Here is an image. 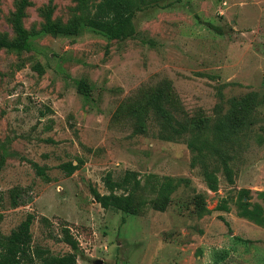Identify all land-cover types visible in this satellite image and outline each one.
Segmentation results:
<instances>
[{
	"label": "rangeland",
	"instance_id": "obj_1",
	"mask_svg": "<svg viewBox=\"0 0 264 264\" xmlns=\"http://www.w3.org/2000/svg\"><path fill=\"white\" fill-rule=\"evenodd\" d=\"M75 5L30 0L29 49H0V143L10 153L0 235L31 213L32 245L71 251L61 240L68 226L77 264H264V226L236 204L245 195L264 210V0H162L136 12L123 39L87 26L41 31L45 10L66 22ZM16 7L0 0V36L15 37ZM69 162L79 163L71 175L61 167ZM127 170L140 179L136 212L102 208L91 188L108 194L105 176L119 181ZM166 177L169 196L155 185Z\"/></svg>",
	"mask_w": 264,
	"mask_h": 264
},
{
	"label": "trees",
	"instance_id": "obj_2",
	"mask_svg": "<svg viewBox=\"0 0 264 264\" xmlns=\"http://www.w3.org/2000/svg\"><path fill=\"white\" fill-rule=\"evenodd\" d=\"M75 5V14L66 22L55 21L52 18L53 9L49 7L43 12V23L41 31L52 35H71L77 34L81 27L87 26L97 31L108 39H123L134 35L135 26L133 17L136 12L143 8L159 4L162 0H99L96 3H90L89 0H73ZM30 5V0H17V7L12 16L11 24L15 34L13 39H9L6 35L0 36V49L21 53L29 49V32L23 25V17L25 9ZM32 68L38 73L43 74L44 67L35 62ZM79 89L83 95L88 94V87L84 82H80ZM188 145L192 148L195 141L190 140ZM10 155L6 147L0 143V170L4 166L6 158ZM36 173L46 180L45 166L38 165L36 162L31 163ZM79 163H64L61 167L67 175H71L78 169ZM225 172L230 183L233 182L230 168L225 167ZM207 187L211 191L218 189V178L214 172L205 171L204 173ZM165 179V178H164ZM105 185L109 193L102 194L98 190L91 188V193L95 201H97L104 209H116L124 213L134 214L137 210L133 204V193L140 186V179L133 170H127L119 181H113L110 173L104 178ZM160 192L166 191L165 195L169 196L171 191V180L166 177L165 182L155 183ZM125 191L122 194L115 193L116 189ZM246 192V191H242ZM244 196H239L236 204L239 209V215L253 221L254 223L264 226V210L257 204L251 206V203L244 200ZM264 198V192L261 193ZM13 206H17V202L13 201ZM219 209L228 210L226 204L219 206ZM34 215L28 213L24 220L13 229L8 235H0V264H77L80 244L78 240L70 232L68 226L63 225L61 228V240L66 243L71 251L63 255H51L47 250L32 245V234L30 231ZM45 219V218H44Z\"/></svg>",
	"mask_w": 264,
	"mask_h": 264
},
{
	"label": "water",
	"instance_id": "obj_3",
	"mask_svg": "<svg viewBox=\"0 0 264 264\" xmlns=\"http://www.w3.org/2000/svg\"><path fill=\"white\" fill-rule=\"evenodd\" d=\"M96 264H102V260L97 259V260H96Z\"/></svg>",
	"mask_w": 264,
	"mask_h": 264
}]
</instances>
